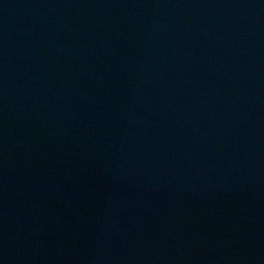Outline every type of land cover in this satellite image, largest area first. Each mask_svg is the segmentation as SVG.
Wrapping results in <instances>:
<instances>
[{"label":"water","instance_id":"water-1","mask_svg":"<svg viewBox=\"0 0 264 264\" xmlns=\"http://www.w3.org/2000/svg\"><path fill=\"white\" fill-rule=\"evenodd\" d=\"M0 264H264V0H0Z\"/></svg>","mask_w":264,"mask_h":264}]
</instances>
